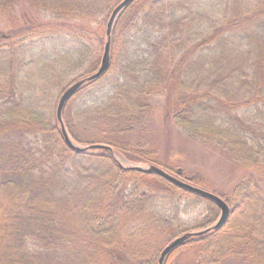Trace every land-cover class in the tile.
I'll return each mask as SVG.
<instances>
[{"label":"trees","instance_id":"16d2710c","mask_svg":"<svg viewBox=\"0 0 264 264\" xmlns=\"http://www.w3.org/2000/svg\"><path fill=\"white\" fill-rule=\"evenodd\" d=\"M24 1L68 25L30 29L40 39L63 36L60 57L69 61L42 69L27 58V36H0V264H157L173 238L213 224L218 206L121 167L105 149L71 148L45 85L46 72L82 66L94 36L101 49L73 82L97 70L121 0ZM10 2L0 0L1 13ZM85 21L97 27L88 31ZM176 90L173 123L225 152L241 176L232 194L216 192L230 205L227 221L177 246L164 264L185 251L194 264H264V0H135L114 24L109 68L68 100L63 120L77 144L104 143L129 160L161 164L143 134L154 96ZM177 193L210 204L203 227L173 222L167 210L177 202L166 194Z\"/></svg>","mask_w":264,"mask_h":264},{"label":"rangeland","instance_id":"374dc122","mask_svg":"<svg viewBox=\"0 0 264 264\" xmlns=\"http://www.w3.org/2000/svg\"><path fill=\"white\" fill-rule=\"evenodd\" d=\"M84 1L86 3L91 2V0ZM7 8L8 12L5 10V13H1L0 10V36L12 33H15L12 39L27 36L25 40L27 44L26 55L28 59L33 58V60L37 61V67L48 69L45 67L46 63L56 65L59 62L65 67L68 66L67 62L69 60L67 56L60 57L61 54L67 51V42L63 39V36L60 35L54 39L52 37H48V39L32 37L34 30L45 28L47 25L50 27L53 24L61 26L60 24L62 23L60 21L64 22L63 20L51 15L46 10L39 11L35 9L29 2L24 0H11ZM105 16L107 17V14ZM32 25L34 30L30 29ZM81 25L88 31H93L97 27L95 23L87 21L84 22V25L83 23ZM61 27L67 28L68 25ZM0 42L2 41L0 40ZM89 44L92 47V52L88 55L87 61L78 69L71 72L64 71V74H59L53 70L49 71V73L46 72L49 77L46 78L45 85L48 90L47 93L50 95L49 98L52 99L54 104L58 101L63 90L73 80L88 71L96 57L97 51L101 49V45L95 36ZM72 60L73 58L70 59V62ZM178 95L179 92L176 90L171 95L165 94L163 96H154L153 98L156 110L152 125L144 132L143 137L155 152L156 160L161 163L157 165L172 174L180 170L181 173L185 172V174H188V178L196 176V179L199 178L204 183L212 186L202 185L199 187L211 192L232 194V190L240 179L241 173H234L235 169L238 172L234 161L217 146L189 137L179 126L173 123V106ZM53 103L52 105H54ZM252 111L255 110L252 109ZM243 112V109H237L234 114L242 116ZM115 157L124 166L133 164L132 160L127 159L121 153L115 152ZM164 164L166 166H162ZM261 182L264 184V179ZM166 195L169 201L177 202L176 205H170L167 210V213L174 218V223L182 224L185 229H191L201 228L208 221L212 210L206 200L201 199L199 201L194 195L179 198L178 193L176 195ZM234 200L233 198V202H235ZM29 243L33 246V241L30 240ZM164 244L165 241L162 245ZM176 264H194L192 251H185L179 254L176 258Z\"/></svg>","mask_w":264,"mask_h":264},{"label":"water","instance_id":"95a60500","mask_svg":"<svg viewBox=\"0 0 264 264\" xmlns=\"http://www.w3.org/2000/svg\"><path fill=\"white\" fill-rule=\"evenodd\" d=\"M134 1L135 0H121L113 8L112 12L110 13V16L107 22V27H106L107 40L104 45L101 62L97 70L93 72L92 74L85 76L71 83L67 88L63 90V92L59 96L57 107H56L57 119L59 123L61 124V130H62L66 143L71 148L75 149L76 151H86L88 149L102 148V149L107 150L111 154V156H113L116 159L115 152L117 151H115L113 147L108 144L94 143L90 145H81V144L75 143L70 137V134L64 123L63 109L66 103L68 102V100H70V98H72L82 88V86L86 82L99 78L109 68L110 61H111L112 31H113L114 24L118 16L120 15V13L123 11V9ZM118 163L120 164L121 167L125 169H133V170H137L139 172H143L147 174H152V173L157 174L158 176L166 179L167 181L171 182L172 184L180 188H184L186 190H189L192 193L200 195L203 198L213 201L219 208V211H220L219 216L213 224H211L210 226L206 228L200 229V230L186 231L183 234L176 236L169 243H167L160 252L157 264H164L165 259L168 256V254L172 250H174L177 246L183 244L186 240L190 239L191 237L202 235L212 229H217L218 227L223 225L227 221L230 215V212H231L230 205L221 195L211 192L209 190H206L202 187L194 185L191 182L180 178L181 176L180 170H177L175 171V174H172L166 169H164L163 167L155 163H142V162L133 161V164H131L130 166H124L119 161Z\"/></svg>","mask_w":264,"mask_h":264}]
</instances>
